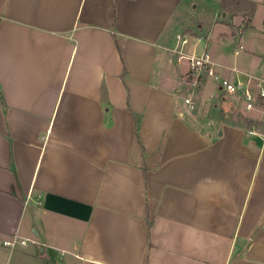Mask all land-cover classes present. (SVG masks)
I'll return each mask as SVG.
<instances>
[{
    "label": "crops",
    "instance_id": "crops-1",
    "mask_svg": "<svg viewBox=\"0 0 264 264\" xmlns=\"http://www.w3.org/2000/svg\"><path fill=\"white\" fill-rule=\"evenodd\" d=\"M252 1L0 0V264H264V127L192 125L172 52L264 81Z\"/></svg>",
    "mask_w": 264,
    "mask_h": 264
},
{
    "label": "rangeland",
    "instance_id": "rangeland-1",
    "mask_svg": "<svg viewBox=\"0 0 264 264\" xmlns=\"http://www.w3.org/2000/svg\"><path fill=\"white\" fill-rule=\"evenodd\" d=\"M195 1L199 4L198 9L202 7V1L209 2V4L211 5V0H195ZM231 1L232 0H230V2ZM235 2L236 1L230 4V10L225 11L227 13L224 14V17L227 16L228 19L238 15L243 17V22H245L246 20L249 21L250 20L249 6L246 4L242 5V3L240 2L237 3ZM222 10L223 8L221 7L217 15L218 20L221 19ZM258 20H259V15H257L255 22H258ZM245 25L247 26L249 24L234 25L232 27L234 34L236 33L238 34L242 29L245 28ZM201 29L202 30H199V28L197 27H194L193 29H187L185 33H187L190 37L188 43L190 44V46L184 47L183 50L185 53L187 54L193 52L200 53V51H202V50H197L195 47L191 46V44H193L192 42H195L194 37L204 35L205 30L204 28ZM232 43L233 45H235V47H238L237 42L232 41ZM257 45H258L257 48L264 47V43L261 42H258ZM243 51L244 50H242V52ZM175 55H176V58H174V60H176L175 62H179L182 60L185 61L188 65L185 73L181 78V85L183 84V86L185 87L184 95H188V97L191 98L192 101L194 102L193 108H189L187 106L188 115H189L187 119L192 125H194L197 129L201 131L205 130L208 127H210L211 130H215L217 126H219L222 123H229L243 128H250V127L260 128V125L259 126L248 125L247 121H245V119L254 120L252 116L255 114L254 110H249V111L245 110L241 105V103L239 102L236 94L235 95L225 94L222 90L218 89L217 83L212 79L208 80L205 87L208 89L212 88L213 91L215 90L214 93L212 95L203 94L201 92L203 90L202 86L206 83L208 76L206 74H200L198 78H194L191 75L189 63L185 59H181L177 53H175ZM220 75L222 76V74ZM256 109H260L264 111V99L259 101L258 107Z\"/></svg>",
    "mask_w": 264,
    "mask_h": 264
},
{
    "label": "built area",
    "instance_id": "built-area-1",
    "mask_svg": "<svg viewBox=\"0 0 264 264\" xmlns=\"http://www.w3.org/2000/svg\"><path fill=\"white\" fill-rule=\"evenodd\" d=\"M188 43L189 38L185 34H178L177 46L172 51L189 63L190 72L194 78H198L200 74H206L217 83L219 90H222L225 94H236L245 110H255L258 107L259 101L264 99V81L261 77L249 74L237 82L222 77L206 50H202L200 53H185L183 49ZM241 47L239 46V48ZM184 103L189 108L194 107V102L189 97L184 98ZM24 242V240L20 241L21 244H24ZM3 244L7 245L9 242L3 241Z\"/></svg>",
    "mask_w": 264,
    "mask_h": 264
},
{
    "label": "trees",
    "instance_id": "trees-1",
    "mask_svg": "<svg viewBox=\"0 0 264 264\" xmlns=\"http://www.w3.org/2000/svg\"><path fill=\"white\" fill-rule=\"evenodd\" d=\"M234 1H236L235 3L240 2V3H242V5L243 4L248 5L249 6V16H252L254 9H255V4H254V2L249 1V0H232L231 2H230V0H221V7L223 8L224 11H228V10H230V4L233 3ZM0 96H1V102L4 106L1 91H0ZM245 121H247L248 125H253V126L254 125L255 126L260 125V127H262V126L264 127V121H254V120H246V119H245Z\"/></svg>",
    "mask_w": 264,
    "mask_h": 264
},
{
    "label": "water",
    "instance_id": "water-1",
    "mask_svg": "<svg viewBox=\"0 0 264 264\" xmlns=\"http://www.w3.org/2000/svg\"><path fill=\"white\" fill-rule=\"evenodd\" d=\"M224 15V14H223Z\"/></svg>",
    "mask_w": 264,
    "mask_h": 264
}]
</instances>
